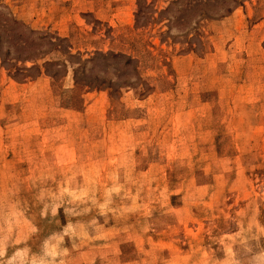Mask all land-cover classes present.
<instances>
[{
	"label": "rangeland",
	"instance_id": "rangeland-1",
	"mask_svg": "<svg viewBox=\"0 0 264 264\" xmlns=\"http://www.w3.org/2000/svg\"><path fill=\"white\" fill-rule=\"evenodd\" d=\"M0 264H264L263 0H0Z\"/></svg>",
	"mask_w": 264,
	"mask_h": 264
},
{
	"label": "crops",
	"instance_id": "crops-1",
	"mask_svg": "<svg viewBox=\"0 0 264 264\" xmlns=\"http://www.w3.org/2000/svg\"><path fill=\"white\" fill-rule=\"evenodd\" d=\"M263 2H264V0H263Z\"/></svg>",
	"mask_w": 264,
	"mask_h": 264
},
{
	"label": "trees",
	"instance_id": "trees-1",
	"mask_svg": "<svg viewBox=\"0 0 264 264\" xmlns=\"http://www.w3.org/2000/svg\"><path fill=\"white\" fill-rule=\"evenodd\" d=\"M229 11V10H228Z\"/></svg>",
	"mask_w": 264,
	"mask_h": 264
}]
</instances>
